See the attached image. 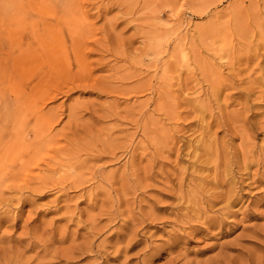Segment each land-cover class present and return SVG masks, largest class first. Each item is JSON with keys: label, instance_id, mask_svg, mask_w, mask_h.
<instances>
[{"label": "rangeland", "instance_id": "obj_1", "mask_svg": "<svg viewBox=\"0 0 264 264\" xmlns=\"http://www.w3.org/2000/svg\"><path fill=\"white\" fill-rule=\"evenodd\" d=\"M0 264H264V0H0Z\"/></svg>", "mask_w": 264, "mask_h": 264}, {"label": "bare ground", "instance_id": "obj_2", "mask_svg": "<svg viewBox=\"0 0 264 264\" xmlns=\"http://www.w3.org/2000/svg\"><path fill=\"white\" fill-rule=\"evenodd\" d=\"M21 142V141H20ZM21 144H23V143H21ZM63 168V167H62Z\"/></svg>", "mask_w": 264, "mask_h": 264}]
</instances>
